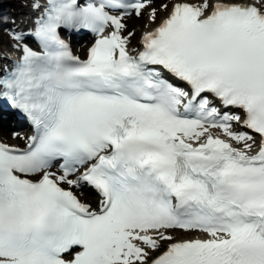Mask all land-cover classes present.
<instances>
[{
    "label": "snow or ice",
    "instance_id": "6c2138e0",
    "mask_svg": "<svg viewBox=\"0 0 264 264\" xmlns=\"http://www.w3.org/2000/svg\"><path fill=\"white\" fill-rule=\"evenodd\" d=\"M148 3L31 0L11 33L0 99L35 133L0 143V264H264V0H178L136 48Z\"/></svg>",
    "mask_w": 264,
    "mask_h": 264
},
{
    "label": "bare ground",
    "instance_id": "6f19581e",
    "mask_svg": "<svg viewBox=\"0 0 264 264\" xmlns=\"http://www.w3.org/2000/svg\"><path fill=\"white\" fill-rule=\"evenodd\" d=\"M11 1V0H10ZM14 1V0H13ZM18 1V0H17ZM23 1H25L29 6H31V0H23ZM8 2H9V0H8ZM192 2L193 3H199V0H192ZM6 3V2H5ZM15 5V4H14ZM3 6H5V4H3L2 3V1H0V26L3 24L1 21H3L2 19H3V14H4V10H2L1 8L3 7ZM21 9H20V7L19 8H17V9H14L13 10V12H16V11H20ZM24 11H26V15L27 14H30L31 12L28 10V9H23ZM22 10V11H23ZM14 15V14H13ZM12 15V17H14ZM29 17V16H28ZM23 21H25V20H23ZM22 21V22H23ZM25 22H27V21H25ZM24 22V23H25ZM24 23H22L20 26H22ZM28 23L29 22H27V24H25V26L26 25H28ZM2 26H4V25H2ZM28 28H30L31 29V27L30 26H28ZM151 26H145L142 30H141V32H146V31H150L151 29ZM0 29H3L4 30V28H1L0 27ZM127 31H129V29H127ZM130 32V31H129ZM132 32H134L135 33V35H136V31H132ZM2 39V41H3V44L5 45V47L3 48V52H0V61H4V60H10L12 57H14L15 55H16V53L17 52H20L19 50H18V48H17V46H16V42L15 41H10V40H6V39H4V38H1ZM135 45H137V43L135 44ZM140 45V44H139ZM3 56V57H2ZM235 130V129H234ZM212 131H216L215 129H213ZM16 132V131H15ZM17 132H19V131H17ZM24 132H27L26 130L24 131ZM23 133V132H22ZM221 133H222V131H221ZM220 133V134H221ZM14 135H17V133H15ZM222 135V134H221ZM84 194H86L85 193V191H82ZM86 199H88V197L87 196H84ZM182 233V234H181ZM179 234H181V235H179ZM175 235L178 237V238H181V239H183V238H193L194 237V233H189V234H187V233H184V232H182V231H177L176 233H175Z\"/></svg>",
    "mask_w": 264,
    "mask_h": 264
},
{
    "label": "rangeland",
    "instance_id": "374dc122",
    "mask_svg": "<svg viewBox=\"0 0 264 264\" xmlns=\"http://www.w3.org/2000/svg\"><path fill=\"white\" fill-rule=\"evenodd\" d=\"M0 1H2V0H0ZM5 2L7 4L19 3L18 4L19 6H20V4L22 6L24 5V2L23 1H17V0H14V1L13 0H11V1L9 0V2H8V0H5ZM158 5H159V11L158 12L160 14L158 18H160L161 16H163V15H165L167 13V10L168 9H165L163 7L165 5V2H161V4H158ZM12 8H14V7H11L10 10H12ZM168 8H169V6H168ZM153 11H155V10L150 7L149 9L145 10L139 17H137V18H131L130 20H128V25L130 26L129 28H131V30H133V31H136V35L135 36H136L137 39L140 36L141 29H143L145 25H147V24H149V25L154 24V23H151L150 22V21H152L151 18H150V16H151V13ZM0 37L5 38V39H9V40L12 39V37L7 34L6 30H1V29H0ZM0 51H1V46H0ZM7 136H9V134H7Z\"/></svg>",
    "mask_w": 264,
    "mask_h": 264
}]
</instances>
